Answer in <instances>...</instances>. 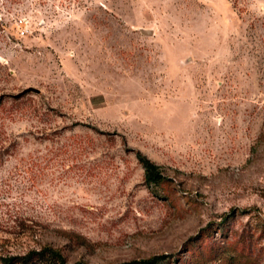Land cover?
I'll return each mask as SVG.
<instances>
[{
	"label": "rangeland",
	"instance_id": "rangeland-1",
	"mask_svg": "<svg viewBox=\"0 0 264 264\" xmlns=\"http://www.w3.org/2000/svg\"><path fill=\"white\" fill-rule=\"evenodd\" d=\"M260 232L264 0H0V256L264 264Z\"/></svg>",
	"mask_w": 264,
	"mask_h": 264
},
{
	"label": "trees",
	"instance_id": "trees-1",
	"mask_svg": "<svg viewBox=\"0 0 264 264\" xmlns=\"http://www.w3.org/2000/svg\"><path fill=\"white\" fill-rule=\"evenodd\" d=\"M137 162L142 168V178L145 186H154L160 182L167 181L169 178L162 173L159 166L149 160L139 151L134 153ZM263 232H260L262 238ZM260 249L264 250V241L259 242ZM168 256L166 254L153 255L147 258L134 259L123 264H163ZM170 260L167 261V264ZM0 264H86L80 261L67 263L60 251L48 244L33 247L21 254H4L0 256Z\"/></svg>",
	"mask_w": 264,
	"mask_h": 264
},
{
	"label": "water",
	"instance_id": "water-1",
	"mask_svg": "<svg viewBox=\"0 0 264 264\" xmlns=\"http://www.w3.org/2000/svg\"><path fill=\"white\" fill-rule=\"evenodd\" d=\"M31 90V88L24 89L21 93H25L27 91Z\"/></svg>",
	"mask_w": 264,
	"mask_h": 264
}]
</instances>
